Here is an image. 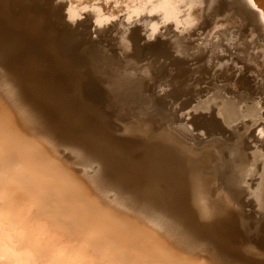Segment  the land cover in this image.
Listing matches in <instances>:
<instances>
[{"label":"bare ground","instance_id":"1","mask_svg":"<svg viewBox=\"0 0 264 264\" xmlns=\"http://www.w3.org/2000/svg\"><path fill=\"white\" fill-rule=\"evenodd\" d=\"M61 1L63 2V0ZM143 3L144 8L142 7L141 15L139 13L136 15V13L132 12L127 17V20H129L128 22H132V20L135 21V19L148 20L149 23L152 24V27H150L152 30H150L151 32H147L150 33L147 38L155 36L154 34L157 32L156 28H158L159 25L161 27V25L164 24V28H167L165 25H172L178 32L185 35L187 33V31H185L186 27L191 24L194 26V30L199 29L196 32L200 33L199 31H202V34L205 35L206 38H204V36L202 37L209 41V47L210 49H213L212 53L216 52L218 55H223L224 58L227 59L228 65L230 63L228 67H230L231 70L234 68L230 72V75L233 76H231V79L233 78L232 80H234L233 82H235V84L239 83L245 86V84L249 85L251 82L253 86H251L252 89L255 88L253 89L254 91L251 92H253V94L256 92L258 96L260 95L261 100L259 99V102L261 101L260 105H263L260 120L253 118V114L256 112L254 110L252 115H250L252 111L250 114H246L244 111H241V114H236V111L238 110H235L236 107H233V101H235V98L232 95L228 96V94L226 95V98H222L224 102H221L223 104H221V107L217 106V103H212L214 105L209 106V100L204 102L201 101L202 103L198 102L199 104L194 105L196 106V110L208 107L211 110L210 112H212V116L216 113L218 116L215 121L217 125L216 129L220 132L222 130L223 132L228 131V133L233 132V134H235L234 132L236 130H244L248 126H258V130L255 129L256 127H253V130L255 129L257 132L260 131L258 135L259 137L261 136V140H263L262 143L264 144V0H144ZM85 7L83 6L81 9L84 10L88 8L86 5ZM161 19L162 23L160 22ZM122 22L124 23V21ZM204 22L206 24L208 23V27L206 26L207 28H204L203 26V29L198 28ZM125 24L127 23L125 22ZM172 26L170 27L171 29H173ZM190 29L191 28L187 29L188 32L191 31ZM159 30L162 35L161 29ZM162 30L164 32L163 28ZM175 32L176 31L173 33ZM157 34L156 36H160ZM178 34L180 35V33ZM167 38H170V36ZM149 39H151V37ZM157 44L159 45L160 43ZM179 45H181L180 42ZM206 49L208 48L206 47ZM208 54H210V52ZM205 56H207V54H205ZM201 61H204L203 57ZM207 62L210 66L211 63L209 64L208 60ZM205 67L207 66L205 65ZM3 69H0V74L4 71L5 74L3 75L5 77L7 71ZM221 70L218 71L221 72ZM13 74L14 73H12V75L9 74L11 79ZM1 77L2 76H0V78ZM246 80L250 82H247ZM1 81L0 264H233V262L230 263L233 256L235 258L233 257L232 259L237 261V264H264V252L260 251L261 249H254L255 246L249 248V244L247 245L245 242L243 244L242 241L238 244L240 246L232 249L229 247L231 240L228 239V243L227 239V241L225 240L224 242V240L222 241L219 238L221 235L220 230L223 228L221 222L224 219L225 223V218L227 217L223 216V214L226 212L225 210H229L228 206L231 205L228 203L231 202H228L229 198L228 200L226 199V192L223 193L224 196L222 192H220L222 189L217 190L218 187L216 188L215 186L217 185L216 183L218 182L219 177L215 174L217 172L213 170V167L215 168L214 162L217 160L218 156L215 159L216 155L213 154L215 153V150H213L212 145L209 144L196 148L193 144H189L184 141L183 138L181 139L177 136L175 132V136L171 135L172 133L170 132V134H165L166 136L160 137V135H164L162 133H166V126L164 132L161 131L163 129L159 128V131H161L160 135H157L158 133L152 135L154 132L156 133V129L153 130V128H155L153 125L157 121L150 126L153 133L151 129L142 128L146 125V123H142L143 121L145 122V120L142 122L139 121L144 124L143 126H140L142 129L139 128L136 133L132 134L127 132L129 135L125 133L127 136H122V142L120 144L123 149L120 150L121 152L118 151V154L115 152L116 157H118L116 160L119 161L123 168L119 167V165L117 166L118 168H122V170L124 169L127 177L126 179L130 181L132 187L135 186L134 189L136 187L141 188L148 194V199L143 200L142 203H140L142 206H134L137 203L133 202V199L137 196L135 194L137 189L134 191L135 195L131 194L132 196L134 195L133 199H131V195L125 197V195L123 196L121 194L122 196H120L118 190L116 191L114 187L111 188L107 186L109 184L111 185L112 179L110 180L108 178L111 183H106V185L102 183L103 180L98 181V178L97 180L96 178H93L92 176H95V174H91L92 176L90 177L79 173L76 168L72 167L73 161L71 163L69 159H66V157L62 155L60 152L61 150L58 149L60 147L58 146V143L55 142L56 139L47 124V119H50L51 117L49 110L47 113L44 106L41 107L42 105L35 104L34 101L31 100L28 92L23 89L22 86H17L15 83L12 84V81H10L9 78L7 79V75L4 81ZM229 84H231V86H236L233 83ZM248 87L250 88V86ZM244 89L245 87H243V90ZM248 93H250V90ZM250 95L252 94L250 93ZM230 96H232L234 100H230ZM255 99L258 102L257 98ZM248 100L250 101L251 98H248ZM73 101L74 100H72V102ZM252 101L254 102L253 99ZM66 102L68 101L66 100ZM74 102V107H76L75 105H79L77 102L74 104ZM237 102L235 101L234 103L236 104ZM239 103L240 102H238V104ZM64 105L65 107L67 106L65 102ZM240 105L244 106L243 104ZM251 105L253 107L252 103ZM256 106L255 108L257 109ZM68 107H70V105ZM237 107L239 109V106ZM262 107L258 109H261ZM247 109L249 108H246V110ZM83 110L85 109H82V111ZM77 111L78 110H76V113ZM90 111L88 110L86 114H89ZM91 112H93V110ZM258 114L260 115V112ZM79 115L80 114H78V116ZM93 115V117L91 115L88 116H91L89 120L91 125L95 128V132H97L95 134L97 135L99 133V131H97L98 127L101 126V119H98L97 115ZM254 115L255 117L259 116H256V114ZM121 116L122 114L120 117ZM122 120L120 119V121ZM138 120L139 119H136L137 122L135 125L138 123ZM127 121L129 122L130 120ZM130 123H132V120ZM122 124L124 125L123 130H128L125 129L128 126L125 127V123ZM139 124H137V126ZM119 128L123 127L120 126ZM133 129L131 127L130 131ZM211 129H213V126ZM150 131L152 134L150 133L149 135ZM245 131L247 130L245 129ZM253 133L255 132L253 131ZM105 134L106 133L104 132V137H106ZM100 136L101 134L97 135V137ZM103 138H100L101 143L104 142L102 141ZM251 139L253 140V137H251ZM104 143L108 142L105 141ZM62 147L63 146H61V148ZM135 147L143 148L144 151L142 159L140 158L141 160L139 159L138 162L134 164L133 162H130V160L128 161V158H126V152L123 150ZM236 153L240 154V152ZM244 153L243 156L246 154ZM236 156L240 157L241 154ZM261 156L264 158L263 153ZM116 157L113 158L115 159ZM97 158L100 157L97 156ZM245 158L246 157H244V159ZM92 159L93 158H91V160ZM73 164L76 166L78 165V162L77 164ZM246 166L244 165V167ZM254 166L253 168H255ZM103 170L106 172V169ZM122 170L120 169V171ZM107 174H109V172ZM103 175H101V178ZM122 176L123 178L125 177L124 175ZM115 177L117 178L116 175ZM107 180H105V182ZM126 181L127 180L124 182ZM242 181L244 182V180ZM118 184L119 182L116 185ZM128 184L126 186H128ZM218 184H220V179ZM222 184H224V182L221 183V185ZM124 185L125 184H123V187ZM222 186L224 187L225 185ZM262 186L264 187V181L263 185L261 184V187ZM119 192L121 193L122 191ZM138 198L140 197L138 196ZM156 203L167 210L166 212H168L170 218L169 221L172 219L175 224L162 222L167 216L165 217L161 211L160 213L162 216L160 215V217L158 216L156 218L154 216L155 214L152 213L154 211H151V209L148 211L146 209L147 205L149 206L148 208L156 207ZM136 207H139V209ZM141 207H143V209H140ZM236 211L234 212L236 213ZM160 213H158V215ZM230 213L229 210V214ZM229 214L226 215L230 216ZM228 218L229 217L226 219ZM178 222H182L183 225L185 224L186 227L190 228L192 231H188V233L191 234H186L188 228L184 231L185 234H183L184 232L182 233L181 231L182 223L179 224ZM229 223H231V220ZM228 225L230 224H227V227ZM231 225L234 226L233 222ZM236 225L234 227L237 228L238 225ZM227 227H224L225 230L227 229L226 234H228L229 230H233L232 233L234 234L233 227L231 229H228ZM229 232L230 235H232L231 231ZM235 233L238 232L236 231ZM222 236L225 238L228 237L225 236V234H222ZM237 236L239 235L236 234V238ZM222 239L224 238L222 237ZM233 240L236 241V239ZM249 241H251V239ZM209 242L214 246L209 245ZM235 243L237 246V242ZM235 243L233 241V245ZM254 244L255 243H253V245ZM250 246H252V243ZM228 252L233 256H229Z\"/></svg>","mask_w":264,"mask_h":264},{"label":"rangeland","instance_id":"2","mask_svg":"<svg viewBox=\"0 0 264 264\" xmlns=\"http://www.w3.org/2000/svg\"><path fill=\"white\" fill-rule=\"evenodd\" d=\"M60 1L61 0H0V69L2 70L4 68L3 70L7 71V79L9 78L10 81H12V84L15 83L17 86L20 85L26 90L31 100H33L35 104L40 106L42 105L41 107L44 106L47 110V113L49 110L50 116L52 117L53 115L52 119L51 117L50 119H47L46 117L48 120L47 124L56 139L55 142H57L58 146L60 147L58 149L61 150L60 152L62 155L65 156L66 159H69L71 163L72 161L75 164L78 162V165L76 166H74L72 163V167L76 168V170L84 176L91 177V174H95V176H97L95 177L93 175L92 177L96 178V180L98 178V181L103 180L102 183L104 184H109L112 181L113 184L111 183V185H106L111 188L114 187L116 191L118 190V194L120 196L125 195V197H129L131 194H134V191L137 189L135 191V194L137 195L135 197L136 199L134 198L135 194L133 196L131 195V199L134 198L133 202H139L138 204L136 203L134 205L138 206L141 205L140 203H142L143 200L148 199V194L141 188L136 187L134 189L135 186L132 187L130 181L126 179L127 177L125 175V171L124 169L122 170L123 167L120 165L119 161L116 160L118 157H116L115 152L118 154V151L123 149V147L120 145L122 142V136L125 137L129 135V133H136L139 128L151 129L150 126L157 121L153 125L155 127L153 130L156 129V133L154 132V134L153 130L151 129L153 134L150 131L149 135L150 133L152 135H156L157 133V135H160L161 131L164 132V130L167 128L165 130L166 133H162L164 135H160V137L166 136L165 134H170V132L172 133L171 135H174L175 132L177 136H179L181 139L183 138L187 143L193 144L196 148L210 144L213 146V150H215V153H213L216 155H214L215 159L218 156L217 160L214 162L215 168L213 167V170L217 172L215 174H217V177H219L218 182L216 183L218 186H215L216 188L218 187L217 190L222 189L220 191L222 194L226 192V199L228 200L229 198L228 202H231L228 203L231 205L228 206L231 213L229 214V210H225L227 212L225 213L229 214L231 217L224 213L223 216H227L229 218H225V223L224 219L222 220L221 218V226L226 228L227 224H230L227 228L231 229L233 227L232 229H234V234L232 233L233 230H229L231 231V234L233 235L232 236L230 235L229 231L228 234H226L227 229L225 230V228H220L222 231L220 230L221 235L218 234L220 235L219 238L222 241L224 240V242L226 239L231 240L230 243L229 240L226 241L229 243V247L232 249L240 246L238 244H240L242 241L243 244L244 242L247 245L249 244V248H253V246H255L254 249L259 248V250L261 249L260 251L264 252V189H262L264 187H261V184L263 185L264 181L262 180L264 179V158L261 156L262 153L264 156V144L262 143L263 140H261V136L259 137L258 135L260 132H257L258 126H248L249 128H245L247 131H245V129H240V131L236 130L234 132L235 134H233V132L228 133V131H226V133L222 130L220 132L216 129L217 125L215 121L218 117L216 113L212 116V112H210L211 110L208 107L199 108L196 110V106L194 105L209 100V106L217 103V106L221 107V102H224L222 98H226V95L228 94V96L232 95L236 102H240L239 104L238 102L235 104V101H233L234 98L230 96V100L233 99L232 101L234 106H232L236 107L235 110H238L236 111V114L240 113L241 111H244L246 114H250L252 111L250 114L252 115L254 110L256 111L254 112L256 116L259 115V112L260 115L255 117L253 114V118L260 120V116L262 115L261 111H263V105H260L261 101L259 102V99L261 100L260 95L258 96L256 92L255 94L251 92L254 91L253 89H255H252L253 86L251 82L246 80L250 83L249 85L245 84V86L239 83L235 84V82H233L234 80H232L233 78L231 79L232 75H230V72L234 68L231 70V68L228 67L230 63L228 65L227 59L224 58L223 55H218L216 52L212 53L213 49H210L209 41L204 39L206 38L205 35L202 34V31H199L200 33L196 32L199 29L194 30V26L191 24H189L190 26L188 25L189 27H186L185 31H187V35L181 34V32H178L172 25L169 24L165 25L167 28H164L163 24L161 27L164 29V32L160 25L158 28H156V34L158 33L157 35L160 36H156V34H154L155 38L153 36H150L151 39H149L150 37L147 38L148 34H150L147 32H151L150 30H152L150 28L152 27V24L149 23L148 20L135 19V21L132 20V22H128L129 20H127V17L132 12L136 13V15H138V13L141 15L142 7L144 8V0ZM83 2L87 3H85V5L88 6L87 10L81 9V7H85ZM122 21H124V23ZM125 22L127 24H125ZM160 22L162 23V19ZM171 26L174 30L170 28ZM203 26L204 28H207L208 23L206 24L204 22L198 28L203 29ZM189 28H191V31L188 32L187 29ZM159 29H161L163 36L161 35ZM171 30L173 31L170 32ZM174 31L177 32V35L176 32L173 33ZM178 33H180V35ZM167 35L170 36V38H167ZM202 36H204V38ZM157 40L160 41L158 42ZM179 42L183 46L179 45ZM157 43L160 44L158 45ZM206 47L208 49H206ZM208 51L210 54H208ZM204 53L207 54V56H205ZM201 56L203 57L204 61H201ZM207 60L209 61V64L211 63L212 65L210 64L209 66ZM205 65L207 67H205ZM218 70H221V72ZM12 73H14L13 76L15 77L14 79L12 76V79L15 81L10 78L11 76L9 74L12 75ZM3 74H5L4 71L1 72L0 76H2L1 78L5 79L6 75L4 77ZM1 78L0 81H4V79ZM228 82L233 83L236 86H231V84ZM240 85L245 87V89L243 90V87ZM248 86H250L252 90ZM249 90L253 96L248 93ZM248 98H251V102L248 100ZM255 98H257L258 102ZM63 100L67 105L66 107ZM66 100L68 102H66ZM72 100H76L75 102L73 101L74 104L77 102L79 105H75L76 107H74ZM251 103L253 104L254 108L256 105H258L256 106L257 109H254ZM240 104H243L244 106H241ZM69 105L70 107H68ZM235 105L239 106V109ZM90 107L94 113L91 112L92 110ZM245 107L249 109L246 110ZM260 107H262V110L258 109ZM75 109L79 111H77V113L80 114L79 116ZM82 109H85L86 111H82ZM88 110H91V114L90 112L89 114H86ZM93 114L97 115L98 119H101V126L98 127L97 131H99L98 134H101L102 137H97L98 134H95L97 132H95L96 130L91 125L89 120ZM121 114L122 116L120 117ZM120 119L123 120L120 121ZM136 119H139L137 124L140 123L139 121L142 122L145 120V122L143 121L142 123H146L148 126L145 125L146 127L144 126L141 128L140 126H143L144 124L140 123L138 126L137 124L135 125L137 122ZM127 120L130 121L128 122ZM131 120L132 123H130ZM147 120L151 124L148 123ZM122 123H125V127L128 126L125 128L128 130H123L124 125ZM117 126H121L123 128H119ZM212 126L213 129H211ZM129 127L130 129L131 127L132 129H135L130 131ZM253 127H256L255 129L257 130H253ZM159 128L163 130L159 131ZM253 131L255 133H253ZM104 132L106 133V137H104ZM127 132L129 133L127 134ZM240 133L242 137L240 136ZM251 137H253V140ZM100 138H103L102 141H106L108 143L102 142L104 143L102 144ZM256 139H258L260 143ZM60 145L63 147L61 148ZM123 151L126 152V158H128V161L130 160V162L135 164L140 158L142 159L144 149L135 147ZM236 152H240L241 158L236 156L240 155ZM243 153L246 156H243ZM97 156L100 158H97ZM113 157L116 158L114 159ZM244 157H246L245 159L248 161L245 160ZM91 158L93 159L91 160ZM117 165L122 168H118ZM244 165L247 166L244 167ZM252 165H255V168H253ZM103 169H106V172H104L105 170ZM120 169L122 171H120ZM108 172L109 174H107ZM100 174L103 175L102 178ZM115 175L118 179L115 177ZM122 175L125 177L123 178ZM108 178L112 180L110 181ZM219 179L220 184H218ZM105 180L107 181L105 182ZM125 180L127 181L124 182ZM242 180H244V182ZM118 182L119 184L116 185ZM223 182L224 184L222 185H225L224 187L221 185ZM123 184H125L124 187ZM127 184L128 186H126ZM119 191L122 192L120 193ZM227 194L231 197H229ZM138 196L140 198H138ZM156 204V207H154L155 209L153 207L148 208V205L146 209L148 211H150V209L151 211H154L152 213L155 214L154 216L156 218L158 216L160 217V215L162 216L161 213H163L165 217L167 216L166 218L168 220L164 218L165 221L163 220L162 222L175 224L172 219V222L171 220L169 221L170 218L168 212H166L167 210H165L158 203ZM143 207L140 209H143ZM156 208H159L160 210H157ZM137 209H139V207ZM234 211H236V213ZM158 213L160 214L158 215ZM229 219L231 220V223H229ZM232 222L234 226L236 224L238 225H236L238 229L231 225ZM181 223L182 222L179 224ZM181 225L182 228H180L183 233L188 227H186L185 224L183 225V223ZM188 231L190 232L192 230L188 228L186 234ZM236 231L238 233H235ZM183 234H185V232ZM189 234L191 233H188V235ZM222 234H225V236H228L229 238H225L222 236ZM236 234L239 235L237 238ZM222 237L224 239H222ZM233 239H236V241ZM250 239L251 241H249ZM232 240L234 243L237 242V246L236 243L233 245ZM249 242L252 243V246H250L251 243ZM253 243L255 244L253 245ZM209 245L214 246L211 243ZM228 255H231V257L233 256L229 252ZM232 258L230 263L233 262L234 264L236 262L235 264H237V261Z\"/></svg>","mask_w":264,"mask_h":264},{"label":"clouds","instance_id":"3","mask_svg":"<svg viewBox=\"0 0 264 264\" xmlns=\"http://www.w3.org/2000/svg\"><path fill=\"white\" fill-rule=\"evenodd\" d=\"M85 10H87V9H85Z\"/></svg>","mask_w":264,"mask_h":264}]
</instances>
